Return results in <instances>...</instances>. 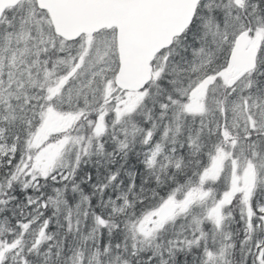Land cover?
<instances>
[{
	"label": "snow or ice",
	"instance_id": "6c2138e0",
	"mask_svg": "<svg viewBox=\"0 0 264 264\" xmlns=\"http://www.w3.org/2000/svg\"><path fill=\"white\" fill-rule=\"evenodd\" d=\"M0 264H264V0H0Z\"/></svg>",
	"mask_w": 264,
	"mask_h": 264
}]
</instances>
